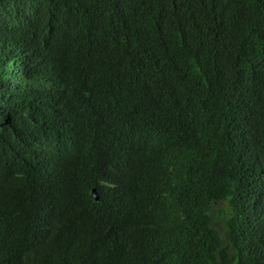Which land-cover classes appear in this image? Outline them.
Wrapping results in <instances>:
<instances>
[{
  "label": "trees",
  "instance_id": "obj_1",
  "mask_svg": "<svg viewBox=\"0 0 264 264\" xmlns=\"http://www.w3.org/2000/svg\"><path fill=\"white\" fill-rule=\"evenodd\" d=\"M0 264H264V0H0Z\"/></svg>",
  "mask_w": 264,
  "mask_h": 264
},
{
  "label": "water",
  "instance_id": "obj_2",
  "mask_svg": "<svg viewBox=\"0 0 264 264\" xmlns=\"http://www.w3.org/2000/svg\"><path fill=\"white\" fill-rule=\"evenodd\" d=\"M92 196H93V198L96 200L97 199V197L94 195V192L92 191Z\"/></svg>",
  "mask_w": 264,
  "mask_h": 264
}]
</instances>
